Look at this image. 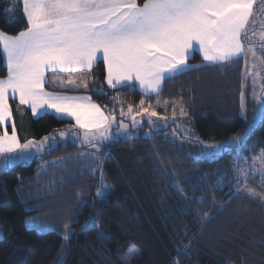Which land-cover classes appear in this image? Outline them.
<instances>
[{
  "label": "trees",
  "instance_id": "trees-1",
  "mask_svg": "<svg viewBox=\"0 0 264 264\" xmlns=\"http://www.w3.org/2000/svg\"><path fill=\"white\" fill-rule=\"evenodd\" d=\"M26 28L20 0H0V31L17 35ZM188 63L203 61L194 53ZM243 67V58L202 66L165 80L157 97L137 88L108 87L104 67L98 63L91 72L88 94L107 115L115 116L117 126L129 105L136 110L143 100L163 112L165 102L181 100L188 112L185 121L201 143L225 141L246 127L238 103ZM6 74L0 52V78ZM99 88L103 95L96 93ZM9 104L21 143L50 134L58 138L57 132H79L69 121L53 115L34 118L15 100ZM142 124L146 127L145 121ZM144 129H136L137 135L132 129L129 137L109 143L107 151L104 145L97 151L68 141L50 154L46 150L0 171V264H55L62 253L63 264H128L130 249L139 258L129 264H264V201L230 190L229 173L221 186L209 184L211 194L206 198L199 176L228 166L237 148L230 154L196 159L187 147L163 134L168 129L152 131L149 138L141 135ZM185 139L192 151L199 152L192 143L196 141ZM262 151L264 120L250 133L240 154L259 157ZM91 152L96 158L102 155L99 163L81 156ZM51 160L55 164L40 166ZM101 173L111 187L103 207L96 196ZM259 179L250 177L247 186L264 193ZM81 197L86 200L82 206ZM182 200H187L190 211H185ZM26 206L34 210L26 211ZM32 217L41 231L25 223ZM73 218L77 222L71 223ZM65 224L72 229L67 241ZM48 226L54 230L47 231ZM185 247L191 248L187 255L182 254Z\"/></svg>",
  "mask_w": 264,
  "mask_h": 264
},
{
  "label": "snow or ice",
  "instance_id": "snow-or-ice-1",
  "mask_svg": "<svg viewBox=\"0 0 264 264\" xmlns=\"http://www.w3.org/2000/svg\"><path fill=\"white\" fill-rule=\"evenodd\" d=\"M27 28L17 35H8L0 31V52L7 68L5 77L0 78V170L9 169L21 162L35 158L36 154L48 153L59 145L56 135H48L40 141L27 140L21 143L18 137L13 109L9 99L18 98L19 105L30 107L34 118L54 115L56 118H71L73 128L79 129L73 135L82 145L104 151L111 142H116L118 135L110 134L116 123L101 107L91 102L88 96L68 95L63 91H47L45 85L53 83L59 88L73 91L87 89L93 67L99 62L106 66V83L111 88L118 85L136 90L137 86L144 94L159 96L162 83L174 79L189 71L207 65H224L245 59L250 53L256 57L252 44L251 29L256 17L264 15V0H20ZM259 2V8L256 5ZM6 13L11 9H5ZM245 41L248 42L247 46ZM194 53L202 55V64L190 65L189 59ZM264 63V59L261 60ZM256 68V64L252 65ZM48 72L67 74L66 82L61 76L49 80ZM75 73H84L75 77ZM255 77L258 73L248 70L246 76ZM103 95V89H96ZM253 98L259 102V108L248 121V130L256 126L257 120H264V88L259 95L253 90ZM159 103V100H157ZM167 103V102H165ZM140 102L137 115L151 118L157 112L151 105L145 107ZM241 115H244V93H241ZM151 109V110H150ZM19 112V108L16 109ZM134 109L128 106L127 114L133 127L139 121L133 115ZM177 114L176 102H173V117ZM123 116L124 113L121 112ZM179 115L187 116L183 103L179 104ZM247 119V117H244ZM166 120V117H161ZM175 122V121H174ZM11 124V133L8 125ZM118 127L125 131L128 125L121 122ZM179 127V125H178ZM64 138L65 132H58ZM191 140L201 143L191 135ZM248 131L235 135L222 143H205L199 157H216L221 153H231L237 148V161L250 159L240 156ZM51 141V143H49ZM81 156L92 163H99L94 153H82ZM259 159L264 162V151ZM62 162V161H61ZM55 163V162H53ZM51 166V165H49ZM90 166V165H89ZM237 175L247 185L249 177L259 176V183L264 186V170L259 168H240L235 164ZM43 170V169H41ZM223 170H218L217 176ZM202 183L205 177L201 176ZM207 182L219 187L215 177H208ZM104 191L96 193L101 207L107 203L111 189L103 185ZM23 189H17L18 194ZM249 196L264 201V193L245 187ZM239 192V189H237ZM23 201V197H21ZM86 200L81 197V206ZM185 211H190L187 200H182ZM34 207L26 206V211ZM35 217L26 220L30 229L41 231ZM77 222L74 218L71 223ZM94 222V220H93ZM47 231H53L48 226ZM72 234L69 224L64 225V239ZM191 248L185 247L183 255ZM135 249H130L129 260L138 259ZM64 254L55 264H63Z\"/></svg>",
  "mask_w": 264,
  "mask_h": 264
},
{
  "label": "rangeland",
  "instance_id": "rangeland-1",
  "mask_svg": "<svg viewBox=\"0 0 264 264\" xmlns=\"http://www.w3.org/2000/svg\"><path fill=\"white\" fill-rule=\"evenodd\" d=\"M256 7H257V9L259 8V2L257 3ZM251 32L254 33V35H252V44H253L255 51H256V57H253L249 53L247 56V61H248L247 66L244 62L243 76H242L243 82H242V88H241V93L242 92L244 93V104H245L243 116L241 115V107H240V105H241V93H240L239 98H238L239 114L244 119L246 127H245V130L243 133L237 134V135H242L247 130L248 136L256 127H258V125L262 121V120H257L256 126L252 129L248 130V128H247L248 121L252 119L253 115L257 112V110L259 108V102L253 98V90L255 89L256 94L259 95L261 89L264 88V63L261 62V60L263 59V54H264V15H258L256 17V23H255V26L251 29ZM245 44L247 46L248 42L245 41ZM253 64H256V68H252ZM248 70H251L253 73H258V75H256V77H255V83L253 82V76H251V75L246 76V73ZM208 92L209 91H207V93H206L207 95H208ZM173 102H176L177 114L175 117H173ZM180 102L183 103V106L186 105L181 100L180 101L176 100V101H172V102L163 104L164 105V107L162 109L163 112H158V110L155 108V106L151 105L152 109H154L158 114L156 117L151 118V120L154 122L151 125L148 122L147 116L137 115L135 110L133 112V115H136V119H137V121H139V123L135 127H133L132 122H131V117L127 114V112L124 113V115L122 116L123 119L121 121H119V124L121 122H123L124 124L128 125L127 137H129L132 129L135 130V132L133 134L137 135L140 133V130H136V129L145 128L144 132L141 133V135L145 138H149L151 136L152 131H156L159 129L160 130L168 129L163 133L166 137H168L171 141L177 143L180 146L187 147L188 152L194 158L199 159V158H201V157H199V153H200V149L203 146V144H205V143H208V144L217 143V144H219V143H222L224 141H203L202 143H199V144L192 142L193 145H196L198 147L199 152L192 151L190 149V146L188 145L189 141L185 138H188L191 135H194V136H196V135L190 129L189 125L185 121L187 119V116L182 117L179 115V104H180ZM148 105H150V104H146L144 106L148 107ZM161 117H166L167 119L164 120V119H161ZM244 117H247V119H245ZM142 121L146 122V127L143 126ZM169 124L171 126H168ZM178 125H179V127H178ZM114 127L115 128L112 129V132L114 133L113 136L118 135L117 140L120 137H125V131L123 129H120L116 123L114 124ZM65 133H66V136L64 138H61V137H59L58 132H57V137H58L57 140L59 141V143H66L68 141H71V142H77L78 145L81 144L79 139H74L76 137H73L72 133H67V132H65ZM233 136H235V135H233ZM233 136H231L230 138H232ZM230 138H228V139H230ZM49 143H51V141H49ZM46 150H47V148H45L44 152ZM43 153H38V154H36V156L41 155ZM240 156H242L244 158H249L247 155H243V154H240ZM97 157H98V160H100V157H102V155L97 154ZM24 162H28V161H24ZM53 162H55V160L46 161V162L40 163V166L42 168H44L48 164H55ZM237 163L239 164L240 168L249 169V167L251 166L252 168H259V169L264 170V162H261L259 157H251L250 159H244V160L237 161V153H236L233 155V162L228 163V166L226 165L227 167L226 166H224V167L219 166V167H217V170L214 171L209 176H205L204 174L199 175L200 177L201 176L205 177V182H204L203 188H205L204 192L207 195L206 198H210V194H211L210 189H208L210 186L209 184H211V187H213V188L217 187L214 184L207 182V178L208 177H215V180L219 183V186H221L223 184V178L225 176V173H229L230 178H231L232 183L229 185L230 190L234 191L236 194H247V192L245 191V187L248 188V186L245 185L244 178L243 177H241L239 179L234 178L237 175V171H236V168L234 167V165ZM218 170H223L221 172V175H219V176L216 175ZM0 171H2V170H0ZM103 185H106L107 187H109L111 189V187L106 183L104 174L101 173L100 174L99 190L97 192L104 191V187H102ZM237 189H239V192H237ZM175 190L178 191L177 188ZM131 261L132 260H129L126 262L129 264Z\"/></svg>",
  "mask_w": 264,
  "mask_h": 264
},
{
  "label": "crops",
  "instance_id": "crops-1",
  "mask_svg": "<svg viewBox=\"0 0 264 264\" xmlns=\"http://www.w3.org/2000/svg\"><path fill=\"white\" fill-rule=\"evenodd\" d=\"M21 9H23V5H22V3H21ZM23 11V10H22ZM2 53V52H1ZM200 55V57L202 58V55L201 54H199ZM244 59V58H243ZM245 60V59H244ZM3 61H4V59H3ZM203 61V60H202ZM245 62V61H244ZM99 63H102V65H103V67H104V70H105V83H106V66L103 64V62H99ZM4 64H5V62H4ZM97 65V64H96ZM95 65V66H96ZM217 65H219V64H217ZM94 66V67H95ZM93 67V68H94ZM93 70V69H92ZM83 75H85L84 73H75V74H73V76H74V78L75 77H78V76H83ZM46 76L48 77V79L49 80H52V78L54 77V76H61V77H63L64 79H65V82H66V78H67V74H65V73H59V72H48V73H46ZM88 84H89V86L91 85V76H90V79H89V81H88ZM163 84V83H162ZM106 85H107V83H106ZM89 86H88V88L87 89H83V88H81V89H78V90H75V91H73V90H71V89H69V88H59V87H57L55 84H53V83H48V84H46L45 85V90H47V91H63V92H66L68 95H77V96H88V97H90L91 98V96L88 94V91H89ZM108 86V85H107ZM109 87V86H108ZM121 86H117L116 88H120ZM111 88V87H110ZM112 89H115V88H112ZM137 89L142 93V94H144L143 93V90L142 89H139V87L137 86ZM144 95H154V94H144ZM9 100H15L18 104H19V101H18V98H16V99H9ZM91 102L92 103H95L93 100H92V98H91ZM95 104H97V103H95ZM98 105V104H97ZM24 108H26V109H28L29 110V112H30V114H31V116L33 117V114H32V111H31V109H30V107H28V106H23ZM103 110V109H102ZM104 111V110H103ZM106 114V113H105ZM107 115V114H106ZM54 116V115H53ZM109 116V115H108ZM110 117V116H109ZM111 118V117H110ZM58 119H61V120H65V121H69V122H71L73 125H74V123H75V121L74 120H72L71 118H58ZM8 128H10V130H12L11 129V124L9 123V125L7 126ZM114 127V124H113V126L111 127V129H110V134L111 135H113L114 133L112 132V128ZM79 130V129H78ZM3 131V128L2 127H0V132H2ZM9 133H11V131L9 132ZM73 137H75L74 135H73ZM74 139H77V138H74ZM1 158V157H0Z\"/></svg>",
  "mask_w": 264,
  "mask_h": 264
}]
</instances>
